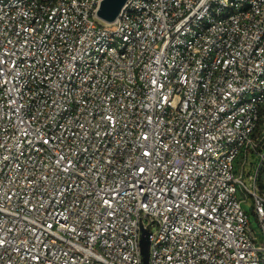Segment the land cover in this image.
Wrapping results in <instances>:
<instances>
[{"label":"built area","instance_id":"obj_1","mask_svg":"<svg viewBox=\"0 0 264 264\" xmlns=\"http://www.w3.org/2000/svg\"><path fill=\"white\" fill-rule=\"evenodd\" d=\"M0 0V264H264V0Z\"/></svg>","mask_w":264,"mask_h":264},{"label":"water","instance_id":"obj_2","mask_svg":"<svg viewBox=\"0 0 264 264\" xmlns=\"http://www.w3.org/2000/svg\"><path fill=\"white\" fill-rule=\"evenodd\" d=\"M127 1L128 0H102L97 12V16L106 23L114 22ZM140 244L143 257V264H148V231L143 230Z\"/></svg>","mask_w":264,"mask_h":264}]
</instances>
